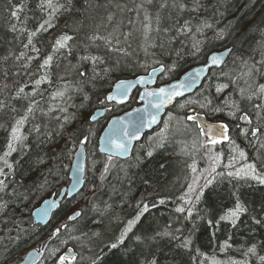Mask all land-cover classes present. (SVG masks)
Masks as SVG:
<instances>
[{
  "label": "trees",
  "instance_id": "trees-1",
  "mask_svg": "<svg viewBox=\"0 0 264 264\" xmlns=\"http://www.w3.org/2000/svg\"><path fill=\"white\" fill-rule=\"evenodd\" d=\"M58 2L67 4V0ZM143 2L72 0L70 11L61 9L54 15V27L39 31V24L48 17V10H41V0H0V100L8 105L0 112V157L8 151L15 119L25 114L30 102L35 105L21 129L25 139L7 157L12 168L5 167V175L0 176L4 183L0 191V264H20L27 253L48 239L40 264H58L67 248L77 253L75 264H150L153 259L156 264H264V185L228 175L247 165H255L257 173L264 175V149L254 157L250 152L254 149V118L264 110V97L248 99L264 84V0H199L196 11L191 10L196 0H153L139 10L137 6ZM180 3L186 5L183 11L173 6ZM21 8L17 20L11 13ZM146 12L152 27L147 39ZM109 15L114 17L112 22L107 20ZM186 21L192 31L178 33L177 28ZM32 31H37L33 44L39 53L31 51V46L24 48ZM92 33L120 36L115 47L123 51L109 48L103 39L87 40L86 35ZM63 34L74 37L69 42L70 55L67 50L53 52L55 39ZM226 50L230 54L223 67L213 70L196 93L168 111L175 118L164 145L152 151L144 146L146 136L127 161L98 153L105 121L137 106L131 100L125 106L112 107L103 120L91 123L92 113L104 108L106 96L117 82L163 67L158 84L166 85L204 65L210 54ZM21 52L37 58L24 68L28 61L17 60ZM49 55L53 56L47 70L51 82L35 88L34 81L45 74L38 66ZM89 55L100 58L95 71L89 61L81 60ZM79 72L86 75L81 77ZM24 85L28 95L15 98ZM58 92L65 93L64 97ZM13 108L16 111H11ZM190 110L218 126L227 125L229 141L212 149L205 146L198 155L196 125L187 120ZM242 114L250 117L251 127L241 125ZM256 128L264 131L259 125ZM243 129L248 131L245 141L239 137ZM84 137L87 176L83 191L64 200L46 227L35 226L32 213L68 186L73 154ZM235 149L243 151L246 158ZM93 154L94 166V162L90 164ZM208 166L215 171L226 169V178L197 191L191 180L201 172L212 174L207 172ZM190 185L196 191L188 194ZM182 196L191 203H185ZM151 201L160 204L140 217L122 244L108 247L118 242L128 221L135 219L137 205ZM238 202L246 211L240 213L235 226L230 220H221ZM178 207L185 211L177 212ZM75 212L81 213L79 218L68 221ZM65 224L66 229L61 227ZM57 228H61L60 235L53 238ZM184 241L190 243L183 246ZM252 247L254 254L248 251ZM57 248L56 255L50 256Z\"/></svg>",
  "mask_w": 264,
  "mask_h": 264
},
{
  "label": "water",
  "instance_id": "water-1",
  "mask_svg": "<svg viewBox=\"0 0 264 264\" xmlns=\"http://www.w3.org/2000/svg\"><path fill=\"white\" fill-rule=\"evenodd\" d=\"M230 54L229 50L222 52H215L208 56L206 64L202 66L195 67L188 71L185 75H183L178 81L173 82L169 85L162 86L160 88H171V86L189 82L191 84L190 87H186L182 89V95L175 96L171 100H168L167 97L159 96V89L154 88L156 85L157 78L163 75L165 69L160 67L158 69L152 70L149 72L147 76L138 77L133 80L120 81L117 84L123 82V86L120 89L116 88V85L113 88V91L109 95H113L116 98L112 101H108V104L115 103L118 106L126 105L134 90L140 88L142 89L139 104H142L140 107L135 108L129 113L125 115L112 119L106 129L100 136L98 143V152L100 155H104L107 157L119 159L121 161H125L130 158L132 154V150L134 146L139 143L143 136L155 128H157L162 120V117L165 115L166 111L175 105L176 102L193 95L198 89L202 87L205 80L207 79L209 73L213 70H219L225 64L228 56ZM213 56H220L221 59L219 63L213 64L211 58ZM163 69V70H161ZM143 81V82H142ZM153 88V89H149ZM156 92L157 95H148V93ZM165 101H167L165 103ZM161 105L159 108L156 105ZM193 113V112H192ZM106 114V111L101 109L96 111L92 118L91 123H96L101 120ZM247 114H243L240 116V123L242 126L249 127L252 124L249 123L250 117L247 115L248 119H242L241 117ZM155 117V123L150 122L152 117ZM142 118V119H141ZM195 122L198 127L201 129L203 127L205 132L202 133L208 139L207 129L213 128L219 131L220 126L211 125L207 122L203 117L196 116ZM115 124V129L113 125ZM119 130V131H117ZM124 130L127 131L128 135H124ZM229 134V130H228ZM110 138H116L119 142L124 143L127 146V151H118L110 142ZM227 140H222V142H227ZM86 169H87V156L85 150V143H82L77 152L74 155V159L72 162V167L69 174V185L64 188L58 198H51L44 201L39 208H37L32 214V220L35 226L46 227L54 213H56L62 202L66 200H71L76 197L79 193H81L85 186L86 181ZM159 204L158 201H151L147 203L149 209H153L157 207ZM46 213V214H45ZM79 218V217H78ZM77 218V219H78ZM75 221V220H70ZM51 239L45 241L40 248V252L42 253L39 256H30V253H35L36 250L29 252L24 260L20 264H40L42 261L47 246ZM62 255H67L69 257L75 256L76 260H68L66 264H75L78 259V255L73 248H69Z\"/></svg>",
  "mask_w": 264,
  "mask_h": 264
},
{
  "label": "snow or ice",
  "instance_id": "snow-or-ice-1",
  "mask_svg": "<svg viewBox=\"0 0 264 264\" xmlns=\"http://www.w3.org/2000/svg\"><path fill=\"white\" fill-rule=\"evenodd\" d=\"M152 2H153V0H144V2L139 4L137 7L139 10H143V9H145V4H152ZM71 4H72V0H67L66 5H60L58 0H41V5H40L41 10H44L46 8L48 10V17L46 19H44L42 23L39 24L38 30L39 31H47L49 28L54 27V25L52 23V19H53L54 15L57 12H59L61 9L65 10V11H70L71 10ZM88 6L91 7L90 4ZM162 6H165V5H162ZM173 6L179 8L181 11H183L186 8V5L183 3L174 4ZM198 8H199V0H196V3L194 4V6L192 7L191 10L196 11V10H198ZM19 11H22V8L17 9L11 13V15L13 17H16L17 20H19V18H20L17 15V13ZM113 19H114V17L112 15H109L107 17V20L109 22H112ZM145 19L149 21V23L144 26V28H145V32H144L145 39H147L148 34L152 30L151 23H150L151 17L147 14V12L145 13ZM204 26L208 27V28L211 27V25L207 24V23H205ZM12 30L16 31L15 26H13ZM22 31H27V30L23 29ZM156 31H159V28H157ZM191 31H192V28L190 27L189 22H187V21L183 25H181L177 28V32L180 34L190 33ZM36 35H37V31H32L28 34L27 43L24 44V48H29L31 46V51L39 53V51H40L39 48H37L35 46V44H33V37H35ZM110 35H111V38L102 37L101 35H99L97 33H92L91 35H86V39L91 41V42H95V41H99V40L103 39L105 45H107L109 48H112L116 51H123L122 49L115 47V44L119 43L120 36H117L114 34H110ZM128 36H131V33H128ZM125 39H127V37H125ZM73 40H74V37L72 35H68V34L60 35L54 41L53 52L55 53V52H60L61 50H67V54L70 55L71 54V45L69 42L73 41ZM193 46L196 47L197 45L194 44ZM34 58H37V57H26L25 53L21 52L20 55L17 57V60L26 59L28 62H26L22 66L24 68H27V67H29L30 61ZM220 59H221L220 56H213L211 58L213 64L219 63ZM81 60L89 61L94 66L93 71H95V65H97L98 62H100L99 57H93L90 55L89 56H82ZM52 61H53V56L49 55L38 66V69H44L45 70V74L40 76L38 79H36L34 81V87L35 88H38L44 82H48V83L51 82L49 79V76L47 74V70H49L51 68ZM161 70H163V69H161ZM85 75H86V73L79 72V76L84 77ZM122 86H123V82H121L120 84H117L116 88L120 89ZM190 86H191V84L186 81L184 83L173 85V86H171L170 89L169 88H160L159 89V96L167 97L168 100H171L175 96L182 95L181 90L186 88V87H190ZM25 87H27V85L21 86L17 89L15 98H24L25 96L28 95L27 93H25ZM218 91H219V89H218ZM257 93H258V95H257ZM31 95L35 96L36 92L33 91L31 93ZM57 95L63 96V92H58ZM148 95H157V93L152 92V93H148ZM253 95H256L257 98L264 97V84L258 85L256 91L253 92L252 95H249L248 99H252ZM115 98L116 97L113 95H108L106 97V99L108 101H112ZM166 102L167 101H165V103ZM160 106L161 105H159V104L156 105L157 108H159ZM203 106L204 105H201V107H203ZM256 107L261 108V105H256ZM6 109H8V105L5 103L4 100H0V112H4ZM34 109H35V105L30 102L28 104V106L26 107L25 114L21 115L18 119H15V123L10 129V142L7 145L8 151H6L4 153V155L2 157H0V161H2V164H3V167H0V176L5 175V171H4L5 167H7L9 169L12 168V164L9 163L7 157L10 156L12 152L16 151L17 150L16 145L22 144L23 140L25 139V137L21 133V129L25 125V123L29 120L30 116L34 113ZM11 111H16V109L13 108V109H11ZM241 118L242 119H248L247 115H245ZM187 119L195 121L196 117L188 116ZM150 122L155 123V117L154 116L152 117ZM249 123H251V120H249ZM113 128L115 129V124L113 125ZM220 129H222V131H219V130L213 129V128L207 129L208 142L211 145H215V144L222 142V140L229 139V137H228V126L227 125H220ZM35 130L39 131L38 128ZM117 131H119V130H117ZM200 131H201V133H204L205 129L203 127H201ZM259 132H260L259 128H254L252 130V135L256 136L257 133H259ZM124 135L125 136L128 135L126 130H124ZM86 142H87V137H84V139L81 140V143H86ZM110 142L115 147V149H117L118 151H125V152L127 151V146L124 143L119 142L118 139L110 138ZM262 147H264V145H262ZM235 150L238 151V154L241 158H246L245 153L243 151H239L238 149H235ZM149 155H151V153H149ZM231 166L232 165L230 163L229 167H231ZM192 168H193V171H195V165H193ZM228 175L229 176H236V177H239L241 179L250 178V179L255 180V181L259 182L260 184L264 185V175L257 173L255 165H247L245 168L238 169L235 172H229ZM193 183L195 184L196 181L194 180ZM210 183H211V180L206 181V184H210ZM3 190H4V183H3V181H0V191H3ZM194 191H196V190L190 185L188 188V194H191ZM199 196H200V193L197 192L196 198L199 199ZM180 199L185 200V203H189V204L191 203V200H186L184 196H182ZM160 202L164 203L163 200H161ZM137 207H138L139 211H138V214L135 217V219L128 221L125 230L121 233V235L118 239V242H113L110 245H108V247L115 249L119 246V244H122L124 242V239L127 236L128 232H130L133 229L134 225L137 223V221H139L140 217L143 216L144 213L148 211V205L147 204H143L142 207L140 205H137ZM176 211L183 213L185 211V209L183 207H178L176 209ZM244 211H246V209H244V207L238 202L235 205V208L233 210L229 211L226 215L221 216L220 219L221 220H230L231 223L233 224V226H235L236 221L239 219L240 213H242ZM80 215H81L80 212H76L72 216L69 217V220H76ZM256 223H260V221L257 220ZM61 227L66 229L67 224L62 225ZM60 232H61V228H57L55 230V232L52 234V236H59ZM96 235H99V234L97 233ZM165 235H167V233ZM137 240L139 241L140 238L137 237ZM188 243H190V241H184L183 246H187ZM248 251L250 253L254 254L256 249H255V247H252ZM57 252H58V248L53 249L49 252V255L55 256ZM41 254L42 253L40 252V250L37 249L35 251V253H30L29 255L30 256H39ZM261 259L264 260V257H261ZM68 260L75 261L76 257L75 256L69 257L67 255H60L58 257V264H66V261H68ZM150 264H156V261L153 259L150 262Z\"/></svg>",
  "mask_w": 264,
  "mask_h": 264
},
{
  "label": "rangeland",
  "instance_id": "rangeland-1",
  "mask_svg": "<svg viewBox=\"0 0 264 264\" xmlns=\"http://www.w3.org/2000/svg\"><path fill=\"white\" fill-rule=\"evenodd\" d=\"M64 95H65V93L61 97H64ZM137 99H138V93L131 98L132 102H137ZM191 103H192V101L191 102L189 101V104H191ZM111 109H112V107L109 108V110H111ZM263 113H264V110L261 111L259 116L254 118V127L252 129L256 128V126H258V125L261 128V126H260L261 124L263 125L261 129H264V114ZM92 115H93V113H92ZM92 115H91V117H92ZM174 118H175V116H173V114L168 115L166 117L165 121L163 122V124L161 125V127H159L156 132H154L153 134H151L147 137V142L144 143V146L152 149V151H153V148L161 147L162 145H164L168 141V137L170 136V131L173 130V123H174L173 119ZM196 129H197V127H196ZM239 133H240L239 137H241L240 139H243L244 141L247 140V135H248L247 129L246 130L243 129ZM197 135H198L199 139L196 138V140H194V142H195L196 147H198V151H196V153L198 155L201 151H203V149H205V146H208L210 148L219 146V144H215V145L209 144V142L206 141V139L201 136V133L198 129H197ZM256 136H257L256 138H255V136L253 137L254 138V144H253L254 149L252 151H250L252 153L251 154L252 157L255 156L256 152L259 149H264V147H262V145H264V131L262 132V130H260L259 134H257ZM76 150H77V148L75 149V151ZM179 151H180V153L184 154V152H183L184 150H182V148H180ZM202 156H203V154H202ZM94 158H95V154H93L92 159L90 160V164H92L94 162L92 164L93 166L96 164ZM248 158H251V156L248 155ZM249 162H250V159L248 161H246V163H249ZM206 168H207V172L212 173V174L207 175L206 172H201L199 175L194 176L193 178L191 177L192 180L190 178L192 183L194 180L196 181V183L195 184L193 183V185H194V187L197 188V191L200 188H203L207 185L206 181L211 180V183H212L215 181L216 182L221 181V180L226 178V176H225V175H227L226 169L219 168V170L215 171L214 169H211L209 166Z\"/></svg>",
  "mask_w": 264,
  "mask_h": 264
},
{
  "label": "bare ground",
  "instance_id": "bare-ground-1",
  "mask_svg": "<svg viewBox=\"0 0 264 264\" xmlns=\"http://www.w3.org/2000/svg\"><path fill=\"white\" fill-rule=\"evenodd\" d=\"M72 161H73V159H72ZM67 166H69V164H67ZM69 173H70V171H69ZM68 176H69V175H68ZM159 204H160V202H159ZM159 204H158V205H159ZM157 207H158V206H157ZM70 216H71V215H70ZM70 216H68V221H70V220H69V217H70ZM70 222H71V221H70ZM55 237H56V236H54L53 238H55ZM48 240H49V239H48ZM43 243H44V242H43ZM43 243H42V244H43ZM42 244H41V245H42ZM40 248H41V246H40L38 249L40 250ZM68 249H69V248H67L63 253H65ZM36 250H37V249H36Z\"/></svg>",
  "mask_w": 264,
  "mask_h": 264
}]
</instances>
